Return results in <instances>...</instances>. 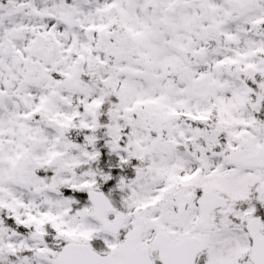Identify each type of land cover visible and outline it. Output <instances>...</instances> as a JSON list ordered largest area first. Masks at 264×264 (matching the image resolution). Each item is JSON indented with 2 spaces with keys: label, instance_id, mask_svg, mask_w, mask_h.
Listing matches in <instances>:
<instances>
[{
  "label": "snow or ice",
  "instance_id": "1",
  "mask_svg": "<svg viewBox=\"0 0 264 264\" xmlns=\"http://www.w3.org/2000/svg\"><path fill=\"white\" fill-rule=\"evenodd\" d=\"M0 264H264V0H0Z\"/></svg>",
  "mask_w": 264,
  "mask_h": 264
}]
</instances>
